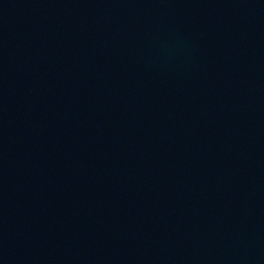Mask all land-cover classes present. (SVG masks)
<instances>
[{
  "label": "water",
  "instance_id": "95a60500",
  "mask_svg": "<svg viewBox=\"0 0 264 264\" xmlns=\"http://www.w3.org/2000/svg\"><path fill=\"white\" fill-rule=\"evenodd\" d=\"M0 264H264V0H0Z\"/></svg>",
  "mask_w": 264,
  "mask_h": 264
}]
</instances>
